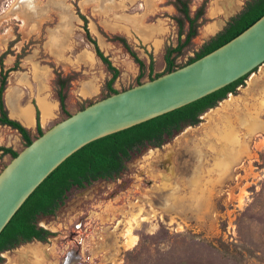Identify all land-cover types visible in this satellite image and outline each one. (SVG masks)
Masks as SVG:
<instances>
[{
  "label": "rangeland",
  "instance_id": "1",
  "mask_svg": "<svg viewBox=\"0 0 264 264\" xmlns=\"http://www.w3.org/2000/svg\"><path fill=\"white\" fill-rule=\"evenodd\" d=\"M217 1L207 0L197 35L177 64L228 21ZM202 2L190 0L191 14ZM81 13L120 70L115 89L135 85L139 69L106 34L125 36L146 64L151 54L152 75L164 72V49L177 43L173 0H0V53L14 40L4 68L18 61L8 73L4 98L9 116L20 123L25 122L15 114L23 108L36 120L40 107L39 121L55 108L48 127L65 117L56 93L57 70L74 76L66 88L70 113L107 94L111 73L86 38ZM219 21L222 27L210 33ZM148 79L145 69L140 80ZM51 104L45 118L41 107ZM199 118L161 148L136 147L113 179L68 191L55 214L40 219L54 233L48 243L32 241L4 251L0 264H25L37 256L38 264H47L48 254L71 245L65 240L85 214L88 219L75 234L84 239L89 261L80 264H264V64ZM0 143L17 151L24 147L19 133L6 125H0ZM10 159L0 155V170Z\"/></svg>",
  "mask_w": 264,
  "mask_h": 264
},
{
  "label": "trees",
  "instance_id": "2",
  "mask_svg": "<svg viewBox=\"0 0 264 264\" xmlns=\"http://www.w3.org/2000/svg\"><path fill=\"white\" fill-rule=\"evenodd\" d=\"M190 0H173L177 14L173 19L177 26V43L169 44L165 47L163 59L165 62L164 72L152 75L154 70V60L152 55L146 64L137 52L129 44L127 38L121 34L107 35L109 41L119 43L129 56L137 63L139 73L136 84L142 82L140 79L145 73L149 74V79L155 78L165 72H169L183 66L195 59L203 56L211 50L227 42L261 15L264 14V0H246L241 10L230 16L224 27L204 42L201 47L189 57L184 64H177L176 58L187 47L192 38L197 35L200 19L203 18L205 4L203 0L197 10L191 14L189 8ZM83 21V29L86 38L92 43L96 55L106 66L111 76L105 82L108 96L117 92L113 83L118 77L120 70L113 65L108 55L100 49L95 37H93L87 27V18L79 14ZM2 66V58L0 59ZM18 68V61L12 68L1 70L0 72V125H6L15 129L25 145H28L35 137H32L28 128L17 119L9 116L8 109L3 100V93L6 85L8 72ZM256 69H254L255 71ZM248 75H244L230 84L202 97L182 107L151 118L129 128L111 133L109 135L95 139L68 156L59 164L28 196L20 208L11 217L9 222L0 232V252L12 248L23 241L32 238L45 240L47 235L52 233L47 229L39 227L37 220L42 215L53 214L54 211L64 202L68 191L72 186L83 187L86 184L98 179L114 178L124 168L125 161L129 160L134 146L142 144L144 141H152L161 145L166 139L163 136L167 132L169 137L175 132L182 130L185 125H194L200 121L199 116L209 108L215 107L218 102L226 98L228 93H236L237 87L244 85ZM73 75L63 76L60 71H55L56 93L59 101L60 111L66 116L70 112L66 107V88H68ZM104 96V97H105ZM87 106V105H86ZM85 106H82L84 108ZM180 122H183L180 125ZM36 133L37 136L43 133L40 126L39 110L36 108ZM17 150L12 147L0 145V155L9 154L16 156ZM3 258L0 256V262Z\"/></svg>",
  "mask_w": 264,
  "mask_h": 264
},
{
  "label": "water",
  "instance_id": "3",
  "mask_svg": "<svg viewBox=\"0 0 264 264\" xmlns=\"http://www.w3.org/2000/svg\"><path fill=\"white\" fill-rule=\"evenodd\" d=\"M262 64L264 14L194 61L93 101L52 124L0 170V232L35 188L85 144L189 104Z\"/></svg>",
  "mask_w": 264,
  "mask_h": 264
},
{
  "label": "flooded vegetation",
  "instance_id": "4",
  "mask_svg": "<svg viewBox=\"0 0 264 264\" xmlns=\"http://www.w3.org/2000/svg\"><path fill=\"white\" fill-rule=\"evenodd\" d=\"M82 14V13H81ZM235 14V13H234ZM234 14H231V15H229V16H232V15H234ZM82 15H84V14H82ZM86 17V16H85ZM87 18V17H86ZM82 24H83V21H82ZM13 41L14 40H11V41H9V43H8V47L4 50V51H2L1 53H0V59L2 58V66H1V64H0V72H1V70L3 69L4 71L5 70H7V69H9V68H7V69H5L4 68V58L9 54V53H11V49H10V45L13 43ZM18 56H20V55H17V58H21V56L20 57H18ZM12 68V67H11ZM13 70H15V69H13ZM10 71H12V70H10ZM9 71V72H10ZM8 72V73H9ZM8 77V76H7ZM6 85H7V78H6ZM6 85H5V89H4V92H5V90H6ZM5 96H4V93H3V100H4V103H5V98H4ZM5 105H6V103H5ZM7 107V106H6ZM209 109H211V108H209ZM208 110V109H207ZM206 110V111H207ZM204 113V112H203ZM182 123L183 122H180V125H182ZM172 131H174V133H173V135L171 136V137H174V135L176 134V135H178L179 133H180V131H182V130H180L179 132H175L176 130H175V128H172ZM163 136L165 137V139L166 140H168V139H170V137H169V135H168V133L167 132H164L163 133ZM166 140L164 141V142H166ZM164 142L161 144V145H157V144H155L154 142H152V141H144L142 144H138L137 146H134V148H133V151L134 150H136L137 148L136 147H146V146H152V147H154V148H161L163 145H164ZM169 155H170V153H169ZM165 159H168V158H165ZM165 159H163L162 161H160V163L158 164L159 165V167H164L163 165L165 164ZM128 161V160H127ZM127 161H125V163L127 162ZM166 162H167V160H166ZM125 167V166H124ZM123 170V169H122ZM121 170V171H122ZM120 171V172H121ZM119 172V173H120ZM117 176V175H116ZM115 176V177H116ZM111 179H113V178H111ZM99 180V179H98ZM100 180H108V179H104V178H102V179H100ZM96 181V180H95ZM93 182V181H92ZM91 182V183H92ZM91 183H89V184H86L85 186H83V187H81V188H79V187H76V186H72V188L70 189V190H72L73 188H75V189H83V188H85L86 186H88V185H90ZM62 205V204H61ZM60 205V206H61ZM59 206V207H60ZM59 207L54 211V213L53 214H50V215H42V216H40L39 218H38V220H37V225L39 226V227H42V228H44V229H47L48 231H50L52 234L51 235H47V237H46V239L45 240H42V239H40V238H32L31 240H28V241H23V242H20L19 244H17L16 246H14V247H18L19 245H22V244H24V243H30V242H32V241H35L36 243H38V244H41V245H43V244H45V243H48V241L50 240V238L53 236V231L52 230H50V229H48L47 227H45L41 222H40V219L41 218H44V217H48V216H52V215H54L55 214V212L59 209ZM85 219H88V216H86V214L83 216V217H80V219H79V221L76 223V225L74 226V229H72L70 232H69V234H68V237L66 238V242L65 243H67V241L71 244V245H68L67 247H65V248H63V249H60V250H54L55 252H53V253H51V254H48L49 255V257H51V259L50 260H48L47 261V264H80L81 262H83V261H89V252L87 251V250H84V248H83V240L84 239H80V236H78V235H76L75 233H77L78 231H79V229L80 228H82L83 227V225H84V221H85ZM66 245V244H65ZM14 247H12V248H9V249H5V250H2L1 252H0V256L3 258V260H4V251H9V250H11V249H13ZM60 253V255H59V258L57 259L55 256L56 255H58ZM35 258H36V260H35ZM41 259V258H40ZM23 261V260H22ZM32 261V262H31ZM37 262V261H39V257L37 256V257H34V259H30L29 261H26V262H24L25 264H34L33 262ZM36 264H38V262L36 263Z\"/></svg>",
  "mask_w": 264,
  "mask_h": 264
},
{
  "label": "crops",
  "instance_id": "5",
  "mask_svg": "<svg viewBox=\"0 0 264 264\" xmlns=\"http://www.w3.org/2000/svg\"><path fill=\"white\" fill-rule=\"evenodd\" d=\"M219 1H222V0H219ZM224 1V0H223ZM243 2V0H238V4H236V9L235 10H233L232 12H229V10H230V8L232 7V6H234V3H235V1H233L232 0V5H231V7H219L218 6V9L219 10H221L222 12H223V15L224 16H229V15H231V14H234V13H236V11H239L240 9V7H241V3ZM238 8V9H237ZM218 10V12H220ZM220 22L221 21H219V22H215L211 27H210V33H212V34H214L216 31H217V29L218 28H220V27H222V25H220ZM39 108V110H40V107H38ZM16 116H18L22 121H23V119L19 116V115H17V114H15ZM56 115V110H55V108L52 110V112H51V114L47 117V119L46 120H43L42 119V117H41V120H40V126H41V128L43 129V130H45V129H47L48 128V125H50V123H51V121H52V119H53V117ZM10 116L13 118L14 116L13 115H11L10 114ZM16 116H15V118H16ZM32 118V121L31 122H28V123H21V124H23L26 128H28L29 129V131L31 132V135H32V132H33V130L35 129L36 130V120L35 119H33V116L31 117ZM24 122V121H23ZM47 127V128H46ZM45 128V129H44ZM1 144V143H0ZM4 146H8V147H12L13 149H15L16 150V147L15 146H11V145H4Z\"/></svg>",
  "mask_w": 264,
  "mask_h": 264
},
{
  "label": "bare ground",
  "instance_id": "6",
  "mask_svg": "<svg viewBox=\"0 0 264 264\" xmlns=\"http://www.w3.org/2000/svg\"><path fill=\"white\" fill-rule=\"evenodd\" d=\"M233 1H235V3H234V6H232V7H231L232 0H224V1L223 0L222 1H219L218 0L217 2H214V3H216L217 6H219V7H226V6L227 7H231L230 10H229V12H232L233 10L236 9L235 8L236 7V4H238V0H233ZM52 108H53V105L52 104H51V107L50 106H44V105L41 107V110L43 112V116L45 118L49 115V113L51 112ZM16 114L19 115L23 119V121L26 122V123L32 117L29 109H25V108H23L20 112H18Z\"/></svg>",
  "mask_w": 264,
  "mask_h": 264
}]
</instances>
